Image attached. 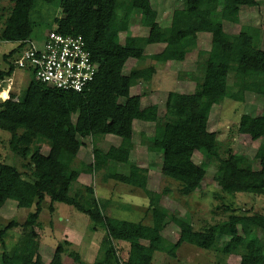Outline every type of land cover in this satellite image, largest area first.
Wrapping results in <instances>:
<instances>
[{
  "label": "trees",
  "instance_id": "trees-1",
  "mask_svg": "<svg viewBox=\"0 0 264 264\" xmlns=\"http://www.w3.org/2000/svg\"><path fill=\"white\" fill-rule=\"evenodd\" d=\"M7 24L17 42L31 40L35 23L31 19L37 2L54 5L61 17L54 18L45 36L55 30L61 35H80L91 59L98 65V74L89 88L81 93L62 91L38 82L30 74L24 91L0 100V131L9 134L8 149L22 160H28L30 180L19 170L0 162V210L8 200L19 209H32L22 224L9 223L0 227V243L4 245L8 232L20 227L21 237L10 252L0 253V264H45L39 253V217L42 202L49 199V212L54 204H65L85 215L94 228L104 232L98 255L92 264H122L118 258V242L129 245L124 264H152L156 252L176 259L183 244L223 256H239V264H264V215L232 214L227 224L213 225L202 231L193 228L190 217H177L160 206L161 194L148 190V170L131 161L134 145L133 122L154 124L151 136L143 135L142 144L150 154L161 156V174L176 183L181 196H190L201 188L205 171L194 163L199 153L214 163V180L220 192L233 197L248 194L264 197V117L242 115L238 132L252 141H260L254 160L238 155L221 156L216 134L209 132L208 121L213 105L226 99L244 102L248 94L254 103L264 108V50L261 30L242 25L236 36L224 31V23H238L242 7H258L254 0H182L181 8L171 14L168 27L156 21L152 0H10ZM149 30L146 37L130 33L133 14ZM211 35L209 51L196 50V36ZM124 35L123 43L110 40L112 35ZM110 35V36H109ZM1 42L9 41L0 37ZM160 44L164 48L152 60L166 64L176 56L196 52V70L185 76L195 82L192 95L170 92L160 117L157 105L145 108L140 96H131V89L148 83L155 74L152 67L124 70L130 60L142 61L145 48ZM23 43L3 56L7 66L0 70V82L12 78L14 62ZM14 57V60L11 59ZM232 76L231 84L228 83ZM17 99V101H15ZM120 139L118 147L103 150L97 143L105 136ZM37 138L50 144L46 155L31 147ZM92 142V170L103 172V179L139 189L148 199L145 214L150 225L118 220L105 214L109 200L100 201L94 189L72 194L80 170L74 165L83 143ZM112 164L128 166L126 175L111 169ZM122 208H130L122 206ZM170 224L179 230L175 243L162 232ZM261 234L258 236L257 234ZM64 241L58 244L48 264H61L66 253ZM75 262L78 255L68 253ZM83 264V263H82Z\"/></svg>",
  "mask_w": 264,
  "mask_h": 264
},
{
  "label": "rangeland",
  "instance_id": "rangeland-1",
  "mask_svg": "<svg viewBox=\"0 0 264 264\" xmlns=\"http://www.w3.org/2000/svg\"><path fill=\"white\" fill-rule=\"evenodd\" d=\"M259 2L258 7H242L241 20L236 24H224L225 31L230 35H237L242 25H248L261 30V43L264 49V0H254ZM182 0H152L153 8L158 13V21L162 27L170 24L171 14L175 9L182 7ZM12 4L10 0H0V37L9 41L0 42V70L7 68L3 56L16 49L19 43L13 29L7 24L9 9ZM139 15V14H138ZM131 20L133 32L136 35H146V29H142L139 23V16ZM61 17V10L54 5H45L37 2L31 19L35 23L34 32L31 37L36 43H40L49 27L52 26L54 18ZM54 28V26H52ZM140 29V30H139ZM200 40L199 48L207 50L210 47V39ZM122 41V36H120ZM262 49V50H263ZM14 60V57L11 61ZM196 52L187 56L184 62L169 64L166 68L162 66L158 70L159 76L152 80V86L145 84L140 85L142 97L146 98V106L157 105L160 117L164 113L166 94H156L148 96L147 90L152 89H169L178 90L184 94L193 92L195 82L184 75L185 73H194L196 70ZM133 62V60H132ZM127 73V72H126ZM165 73V74H164ZM170 73V74H169ZM181 73V74H179ZM168 74V75H167ZM30 80V72L24 69L15 70L12 78L0 82V91L2 88L11 85V94L17 96L24 91ZM176 80H186L194 84H179L175 86ZM232 76L229 77L228 83L231 84ZM181 85V86H180ZM146 93V94H145ZM1 97H7L4 92ZM1 100V99H0ZM254 97L247 95L244 102H233L230 99L224 100L220 105L213 106L209 117L208 130L216 134L217 142L220 146V154L226 157L228 154L243 156L252 161L254 169L258 168V163L254 160V155L260 141H252L248 136L238 132V123L242 115L252 117H264V108L254 103ZM135 147L131 156V161L141 168L148 170L147 188L150 191L160 193V206L169 210L177 217L183 219L187 215L190 217L194 230L202 231L209 226L227 224L228 218L232 214L237 215H264V197L253 196L248 194H239L233 197L224 195L220 192L217 183L214 180L216 166L208 162L199 153H195L193 161L205 171V177L202 180L201 188L190 196H181L177 191V184L171 180L165 179L161 174V156L150 154L142 144L143 135L151 136L154 125L150 123H141L136 121L135 124ZM9 134L0 131V162L15 166L23 175L25 180H30V169L27 166L28 160H22L11 153L7 146ZM81 148L74 165L80 170L78 180L73 184L72 194L79 190L84 191L86 186L94 189V196L102 201V198L108 199L109 204L106 207L105 214L109 217L128 221L133 223L143 222L150 225V218L145 214V207L149 205L148 199L143 192L134 187L117 183L112 180L103 179V172L94 173L92 170V142L90 139L81 140ZM110 145H115L110 138H102L97 146L107 150ZM50 144L44 138H37L31 150H38L41 154L46 155L49 151ZM111 169L119 174L126 175L128 166L122 164H112ZM136 205V206H133ZM42 212L39 217V226L36 231L39 235V253L45 264H48L52 258L55 248L58 244L67 241L70 246H65L66 253L61 257V264H92L99 250V245L103 237L101 228H94L88 218L77 212L74 208L65 204H54V212H49L50 201L45 199L42 202ZM128 206L130 208H122ZM136 207V209L134 208ZM32 209H19L14 201L8 200L0 210V227H6L11 222L22 224L27 214ZM260 236L261 234H257ZM163 236L170 243L177 241L179 230L174 224H170L163 232ZM21 237V229L13 228L8 232L4 245L0 243V253L10 252L12 246L16 244ZM117 255L122 264L127 258L128 246L125 243L116 245ZM78 255L82 263L75 262L73 257L68 253ZM264 254V250H263ZM152 264H239V256H223L214 251H205L197 249L194 246L184 244L178 249V257L172 259L165 254L156 252Z\"/></svg>",
  "mask_w": 264,
  "mask_h": 264
},
{
  "label": "built area",
  "instance_id": "built-area-1",
  "mask_svg": "<svg viewBox=\"0 0 264 264\" xmlns=\"http://www.w3.org/2000/svg\"><path fill=\"white\" fill-rule=\"evenodd\" d=\"M22 43L14 65L16 69L29 71L38 82L62 91L81 93L96 79L98 65L92 61L80 35H61L52 30L40 43L26 40L19 44ZM9 84L0 91L1 101L9 99ZM4 92L6 98L1 97Z\"/></svg>",
  "mask_w": 264,
  "mask_h": 264
},
{
  "label": "crops",
  "instance_id": "crops-1",
  "mask_svg": "<svg viewBox=\"0 0 264 264\" xmlns=\"http://www.w3.org/2000/svg\"><path fill=\"white\" fill-rule=\"evenodd\" d=\"M242 9H240V11H239V19L241 20V11ZM135 14H137L138 15V13L137 12H135L134 14H133V18H135L134 16H135ZM139 16V15H138ZM132 18V19H133ZM140 18V17H139ZM156 21L158 22V24L160 25V23H159V21H158V13H157V18H156ZM170 22H171V20H170ZM240 22V21H239ZM238 22V23H239ZM225 24V23H224ZM226 24H234V23H226ZM170 25V24H169ZM168 25V26H169ZM161 26V25H160ZM168 26H166V27H168ZM142 29H146V35H144V36H140V35H136V34H134V32H133V29H132V26H130V33L132 34V36H135V37H146L147 35H148V32H149V30L147 29V28H145V27H141ZM241 28V27H240ZM140 30V29H139ZM224 31H225V25H224ZM226 32V31H225ZM227 33V32H226ZM227 34H229V33H227ZM230 35V34H229ZM110 36V35H109ZM120 36H122V41L120 40ZM203 36H207L206 38H204V39H210V42H211V35H210V33H208V32H204V33H200V34H198L197 36H196V50H200V51H209V49H210V47L207 49V50H203V49H201V48H199V43H200V40L201 39H203L202 37ZM232 36H236V35H232ZM110 40H112L113 42H115V43H117V44H121V43H123V40H124V35L123 34H120V35H111L110 36ZM261 45H262V47H263V44L261 43ZM210 46H211V44H210ZM164 48V46L163 45H160V44H154V45H149V46H147L146 48H145V51H144V56H145V58L142 60V61H139V62H135V61H133L132 62V60H130L128 63H127V68L124 70V73L125 74H127L128 72H129V70L131 69V68H133V67H137V68H139V69H145V68H149V67H152V68H154L155 69V74H154V76L152 77V79L150 80V82H148V83H139V84H137L135 87H133L132 89H131V91H130V93H131V96H140L141 97V105H142V107L143 108H145V107H147L146 106V102L144 103V100L146 99V98H143L142 97V95H143V92L141 93L140 92V90H139V88H140V85L141 84H145V85H147V86H152L153 84H152V80H153V78H155L156 76H159V74H161V73H159L160 71L158 70L159 68H161L162 66L165 68V71H162V72H168V70H167V66L169 65V64H173V63H181V62H184L185 61V59L187 58V56L189 55V54H191V53H195V51H192V52H190V53H188V54H185V55H179V56H176V58H175V60H173V61H170V62H168V63H166V64H161V63H158V62H155V61H153L152 60V57L153 56H155L156 54H158V53H160L161 51H162V49ZM263 49V48H262ZM264 50V49H263ZM127 72V73H126ZM184 72V75L186 74L185 72L186 71H183ZM165 74V73H164ZM170 74V73H169ZM179 74H181V73H179ZM168 75V74H167ZM185 83H189V84H194V82H190V81H186V80H176L175 82H174V84H176L175 86H178L179 84H185ZM181 86V85H180ZM176 89H178V90H169V89H152V90H147L148 91V96H154V95H156V94H163V93H165L166 94V97H167V95L170 93V92H172V93H177V94H183V95H192L193 93H194V90H195V88H194V86H193V92L192 93H190V94H184L183 92H179L180 90H179V88H176ZM146 94V93H145ZM227 100V99H226ZM233 102H237V103H240L239 101H234V100H232ZM152 105H154V104H152ZM148 106H150V105H148ZM213 106H215V105H213ZM212 106V109H211V111L213 110V107ZM217 106V105H216ZM210 114H211V112H210ZM210 117V116H209ZM138 122H140V121H138ZM141 123H144V122H141ZM135 124H136V121H134L133 122V130H134V135H133V137H132V142H133V145H134V147H135V142H134V136H135ZM150 124H152V123H150ZM208 124H209V121H208ZM154 125V124H153ZM153 131H154V129H153ZM104 138H110L111 139V141L113 142V143H115V145H110L109 147H111V146H113V147H118L119 145H120V139L119 138H117V137H115V136H110V135H108V136H105ZM108 150V149H107ZM134 150V149H133ZM132 154H133V152H132ZM98 199V198H97ZM102 200H108V199H104V198H102ZM133 206H136V205H133ZM137 207V206H136ZM136 207H134L135 209H136ZM148 207V206H147ZM147 207H145V210H144V212L146 211V209H147ZM164 232V231H163ZM163 232H162V236H163ZM164 237V236H163ZM165 238V237H164ZM168 241V240H167ZM123 242H118V244H122ZM175 243V242H174ZM125 244H127V243H125ZM127 246H128V251H129V245L127 244ZM182 246H184V244L182 245ZM127 257H128V252H127ZM153 258H154V256H153ZM126 260H127V258H126ZM126 262V261H125ZM152 262H153V260H152Z\"/></svg>",
  "mask_w": 264,
  "mask_h": 264
},
{
  "label": "bare ground",
  "instance_id": "bare-ground-1",
  "mask_svg": "<svg viewBox=\"0 0 264 264\" xmlns=\"http://www.w3.org/2000/svg\"><path fill=\"white\" fill-rule=\"evenodd\" d=\"M6 98V97H5Z\"/></svg>",
  "mask_w": 264,
  "mask_h": 264
}]
</instances>
